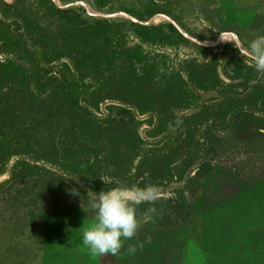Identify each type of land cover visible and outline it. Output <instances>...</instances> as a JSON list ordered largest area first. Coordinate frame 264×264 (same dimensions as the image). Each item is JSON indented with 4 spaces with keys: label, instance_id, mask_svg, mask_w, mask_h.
I'll return each instance as SVG.
<instances>
[{
    "label": "rangeland",
    "instance_id": "obj_1",
    "mask_svg": "<svg viewBox=\"0 0 264 264\" xmlns=\"http://www.w3.org/2000/svg\"><path fill=\"white\" fill-rule=\"evenodd\" d=\"M257 35L264 0H0V94L35 102L0 105V264H264V158L247 155L264 109L246 97L264 71L242 55ZM137 176L162 198L135 205L117 255L91 254L94 182Z\"/></svg>",
    "mask_w": 264,
    "mask_h": 264
},
{
    "label": "clouds",
    "instance_id": "obj_2",
    "mask_svg": "<svg viewBox=\"0 0 264 264\" xmlns=\"http://www.w3.org/2000/svg\"><path fill=\"white\" fill-rule=\"evenodd\" d=\"M242 55L247 56L258 71H264V35H257L251 40ZM161 198V188L153 183L143 187L136 184L117 186L100 192L90 201V207L95 212V223L84 229L83 245L93 255H117L123 241L131 240L139 226L135 205L143 202L154 204ZM149 211L155 212L156 209L153 207ZM136 250L135 246L128 249L132 254Z\"/></svg>",
    "mask_w": 264,
    "mask_h": 264
},
{
    "label": "trees",
    "instance_id": "obj_3",
    "mask_svg": "<svg viewBox=\"0 0 264 264\" xmlns=\"http://www.w3.org/2000/svg\"><path fill=\"white\" fill-rule=\"evenodd\" d=\"M243 67H241L238 64H235L233 62H230L226 69H225V75L230 79V80H237V79H242L245 77V75L242 73ZM49 71V79L52 80V78H54L55 80H57L59 78L58 74H59V69H55L52 68ZM38 74L40 75V82H36V85H44L45 84V74L42 72H38ZM68 82H70V79L67 80ZM52 88H58L59 86L55 85L53 82L52 84H50ZM247 102L249 103V105L254 109V110H261L264 109V90H261L260 92H254L251 95H247ZM40 98V97H39ZM42 98V97H41ZM30 100L24 96H19L18 92H10L8 94H0V105H5L6 111H12V116L16 113V108L21 106L20 108H31L32 106L35 105V102L30 104ZM54 100V99H52ZM16 101V105L13 108L12 103ZM20 103V104H18ZM57 103H59V101H54V106L57 105ZM43 105L40 104V109H43ZM29 108V109H30ZM26 109V108H25ZM11 116V117H12ZM59 143L53 144L51 143L50 146L52 147L51 150H53L54 148L58 147ZM70 152H72L73 150H77L75 148V145L71 144V146L68 149ZM215 150L211 149L210 150V154H214ZM247 155L249 156V160L250 163L252 162L253 164L256 163V161L262 159V157L264 158V132L258 133L256 136H253L252 140H251V145L247 151ZM73 156V154H72ZM203 171H205V169H202ZM31 173H34V168L32 167L30 169ZM47 174L50 173L49 171H45ZM204 172L198 171L196 172L195 175H193L191 177V181L194 182L198 179H200L204 174ZM237 175H245V174H241L240 172L236 173ZM17 169L16 171H14V177H17ZM42 175L40 174H33L32 179L35 182V184H38L40 182V177ZM135 184L139 185L142 187V185H146L149 183H153V180L151 179V177L148 176H137V178H135ZM148 181V182H147ZM113 188V184H107L104 183L102 181H95L93 184V189L100 193L102 191H108L110 189ZM186 204V199L184 196V193L181 192L179 194V207H182ZM140 208L144 207V205H139Z\"/></svg>",
    "mask_w": 264,
    "mask_h": 264
}]
</instances>
